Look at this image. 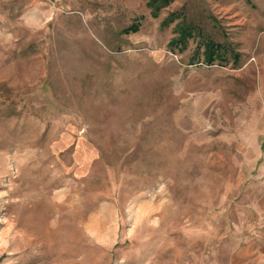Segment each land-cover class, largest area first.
Instances as JSON below:
<instances>
[{
	"label": "rangeland",
	"instance_id": "374dc122",
	"mask_svg": "<svg viewBox=\"0 0 264 264\" xmlns=\"http://www.w3.org/2000/svg\"><path fill=\"white\" fill-rule=\"evenodd\" d=\"M148 1L0 0V264H264V0Z\"/></svg>",
	"mask_w": 264,
	"mask_h": 264
},
{
	"label": "trees",
	"instance_id": "16d2710c",
	"mask_svg": "<svg viewBox=\"0 0 264 264\" xmlns=\"http://www.w3.org/2000/svg\"><path fill=\"white\" fill-rule=\"evenodd\" d=\"M168 1L169 0H149L148 3L150 5L155 4L156 8L159 9L162 5H164ZM175 18L176 17H173V15L169 14L167 18L163 20V22H166V21H169ZM138 26H139L138 23H132L127 28H125L124 31H127V32L136 31L138 29ZM177 29H178L177 36L172 37L169 40L168 46L178 47L179 49H183L187 44L188 38L192 36V28L190 24L183 22L178 26ZM202 44H203V50L201 53L203 55V59L206 64H212L214 60L219 59L221 55V51H222L220 44L210 39L203 41Z\"/></svg>",
	"mask_w": 264,
	"mask_h": 264
}]
</instances>
